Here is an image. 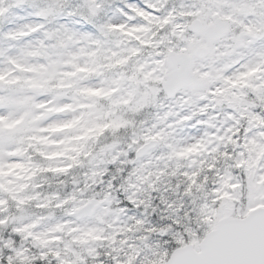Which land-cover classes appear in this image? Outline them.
<instances>
[{
	"label": "snow or ice",
	"instance_id": "1",
	"mask_svg": "<svg viewBox=\"0 0 264 264\" xmlns=\"http://www.w3.org/2000/svg\"><path fill=\"white\" fill-rule=\"evenodd\" d=\"M166 2L123 0L114 9L120 17L116 23L105 15L106 0H77L71 6L68 0H46L35 11L38 20L2 34L10 41L34 37L35 43L16 51L0 47V232L11 225L13 234L0 236V264H52L53 260L55 264H105L104 260L89 261L79 252L70 258L68 253L73 241H83L97 231V223L112 228L115 214L125 211L110 208L111 201L102 204L108 200L106 194L103 199L89 198L71 207L83 228L65 220L42 230L43 217L25 223L9 209L23 212L34 201L38 208H59L77 200L74 194L60 197L53 193L41 202L40 194L30 191L29 185L32 189L38 186L35 178L41 172L60 173L79 164L76 157H70V163L59 167L53 158L63 155L70 141L88 137L93 127L100 132L108 127L89 120L90 113L84 109L97 101L85 103L81 95L102 91L90 81L106 69L97 60L84 62L80 57L102 52L114 30H123L116 44L123 45L128 64L133 66L127 76L119 71L120 77L135 79L147 61L154 67L144 72L145 78L162 80L169 95L183 91L189 99L208 102L196 109L207 118L196 119L203 131L190 141L167 143L168 133L150 128L143 135L145 143L137 149L139 155L150 142L160 141L167 145L168 159L190 157L189 167L179 171L177 160L170 175L186 182L183 193L192 198L195 208L185 210L183 218L190 219V212L196 211V226L172 231L162 249L158 242L155 247L149 243L148 235L138 237L142 246L126 245L128 238H122L118 248L106 253L108 264H264V0H196L180 10L167 8ZM9 10L8 0H0V17ZM61 16L83 28H70L66 23L46 27L44 21ZM141 25L150 37L135 35ZM145 50L150 60L143 57ZM118 52V48L112 51L109 59L124 65ZM157 71L161 74L152 77ZM109 83L119 85L120 81ZM210 106L223 113L219 125L207 113ZM196 112L176 122L191 121ZM89 155L90 151H84L85 157ZM9 174L23 178L8 180ZM175 187L179 189L180 183ZM127 199L135 204L131 196ZM178 207L183 208V202ZM132 219L136 225L144 223ZM172 219L181 225L180 216ZM170 227L153 226L145 232L163 235ZM129 230L130 226H117L106 238L112 240L117 232ZM57 233H72V240H65L64 248L52 247L50 239L62 238ZM145 250L151 255H142ZM88 255L98 254L89 248Z\"/></svg>",
	"mask_w": 264,
	"mask_h": 264
},
{
	"label": "rangeland",
	"instance_id": "2",
	"mask_svg": "<svg viewBox=\"0 0 264 264\" xmlns=\"http://www.w3.org/2000/svg\"><path fill=\"white\" fill-rule=\"evenodd\" d=\"M14 1L16 7L23 4L22 0H9ZM137 3H139V0H136ZM196 0H172L171 5H169L167 8H176L177 10H180L182 8L187 9L190 8ZM122 3L118 4L121 5ZM112 6L110 3V0H106V7ZM9 11L7 14L3 17H0V21L6 22V24H9L6 26V31L9 29H17L21 28L31 22H34L35 20L29 19L25 16L23 17H16L13 16V20L8 21L6 18L9 14H13V11L15 8H12V6L8 2ZM113 8V6H112ZM116 6L113 8L115 9ZM108 16V15H106ZM109 17L112 18V20L116 23H119L120 17L112 12L110 13ZM11 18V19H12ZM19 18V19H17ZM179 19V18H178ZM146 26L141 25L137 27V30L135 32V35L141 36L143 39L145 36H149L150 34H144L143 29ZM239 31V29H237ZM12 45L8 48L10 51H16L20 47L25 46L29 42L35 43L34 37H24L20 40H13L11 41ZM108 46V47H107ZM111 44L105 43L103 52L111 57V52L119 49V52L117 53L120 58L125 59L127 53L123 49V45H118L112 49H108ZM120 46V48H119ZM105 47H107L105 49ZM143 57H147L150 60V54L148 50H145L143 52ZM91 58H85L83 57L84 62L90 61ZM148 65V62L145 61V66ZM132 65H129V68H132ZM143 70H141L140 73H142ZM140 73L136 76L135 79H127L126 81L120 82L119 85H110V81L116 77V74L113 75H105L106 77H93L90 81L91 85L93 86H100L102 88V91H100L97 94L103 95L105 92L107 94L111 95V102L112 106L111 108L108 107L107 104H104L102 106H99L95 104V108L91 107L92 109H95V112L98 117V121H103V123L99 122L98 124H107L108 127L104 129L103 132L100 133L99 136L96 137V143L90 152V155L87 157L86 163H84L88 167V171H85L82 173V178L78 179L77 181L74 180L70 183V186L66 188L62 193L61 192H54L58 194L60 197H64L66 194L68 195H75L77 197L76 201H68L69 205L70 203L72 205L76 204L78 201L85 200L89 198L90 196L86 195L87 191L90 188H96V190L99 192V185L108 183L107 179L103 178L102 176L107 173V169H104L103 171H99L100 165L104 164H114L117 163L116 160V152L119 149V146L124 143V140L126 139L125 135H121L122 133H126L127 135H131L133 139H135V136L137 135V129L139 126L140 135L143 137L145 133L148 132L150 128H161L164 132L168 133L167 143H185L187 141H190L192 138L196 137L203 131V127L200 124L196 123V120L194 123L186 124V122H180L177 123V120H165L163 124L158 123V117L157 120H152L150 123V119L147 116L140 117V113L143 109H150L154 105L160 104V101L158 97L156 96V93L160 92L159 87H154L152 83L149 81H154L156 84H161L162 80L155 79V78H145L143 75V78H141ZM155 72H152V77H155ZM139 96V98H138ZM129 98L137 99V103L135 107H131L129 105ZM89 108V109H91ZM127 109V110H126ZM228 111H231V109H228ZM196 112V110L194 111ZM208 114H211L213 117H215V120L217 124L219 125L220 122L223 120V113L219 112V109H214L211 106L207 110ZM196 116L201 117V119H206L207 115L205 113H199L196 112ZM95 119L92 121L94 122ZM227 125L225 124L224 127ZM110 132V137H105V133ZM103 140V142H102ZM144 140L142 141V143ZM164 149H167V151H164ZM111 153L112 159H105ZM168 148L166 143L160 142V146L153 150L148 156L151 157V159L145 161V166H149L152 161L154 160L157 165H160L161 162H164L163 167H157L155 169L156 173H160V176L168 175L170 176L168 172V169L170 172L172 171L173 167L175 166L177 160L181 165V169L179 171H183L186 167H189L190 165V157L188 158H176L173 157L172 159H168L167 157ZM120 155L123 156L124 153L120 152ZM66 156H62L59 160L60 167H63L64 165L70 163L66 158ZM160 157V158H158ZM66 159V161H65ZM127 163V162H126ZM84 164H80L81 169L85 167ZM87 167H85L87 169ZM123 167V166H121ZM21 169H16L14 171H20ZM145 175H148L146 172ZM89 176H92L93 179H89ZM98 177V179H97ZM182 178V177H181ZM114 180V179H113ZM111 180V182H113ZM37 181V179H35ZM108 187H112V183L108 184ZM155 187V185L153 186ZM165 187H167V182H165ZM53 194V193H51ZM40 201L42 202L43 199L40 198ZM32 204H35L34 207L36 208V202H32ZM38 208V207H37ZM71 208L64 207H52V208H39V212L36 213L34 210H29L28 206L26 205L23 212H20L15 207H12L9 209V212L17 217H23L24 222L27 223L29 219L40 216L44 218V222L40 225V228L43 230L46 228V226L55 224L58 221H70L73 227L80 226L81 228L84 227L82 222L76 221L73 217H70L68 213L70 212ZM126 211V210H125ZM114 220L117 222L113 224L112 228H108L103 223H97L95 226L97 228V231L92 233L91 236H87L83 241H73L69 247H71L72 252H69L68 255L70 258H74L73 253L79 252L82 257H87L89 261H93L91 256L88 255V249L92 248L95 250V253L98 251L104 250L107 253L110 252L112 249L118 248L117 245H119V241L122 238L127 237L126 239V245L130 243V239L127 235V233L131 232L130 230L125 233H119L117 232L115 234L114 239L109 240L106 237L109 235V231L113 232L117 226H123V224L119 223V217H114ZM10 229H6L3 232H1L0 236L4 238H8L9 236H12L11 233V225H9ZM8 227V228H9ZM119 235V237H117ZM53 234H49L51 237ZM56 235H61V240H49V244L52 247H65V240H72V233H57ZM97 237V238H93ZM18 243H21L19 237H14ZM31 240V237L28 238ZM106 240V243H102ZM117 240V241H116ZM31 247V245H29ZM130 251V249H128ZM32 251H36L35 248L32 249ZM121 254L123 255L124 249H120ZM52 264H55V261L53 260ZM79 264V262H78Z\"/></svg>",
	"mask_w": 264,
	"mask_h": 264
},
{
	"label": "clouds",
	"instance_id": "3",
	"mask_svg": "<svg viewBox=\"0 0 264 264\" xmlns=\"http://www.w3.org/2000/svg\"><path fill=\"white\" fill-rule=\"evenodd\" d=\"M147 58V57H145ZM154 67L153 64L148 63L144 68L143 72L140 73L141 78H143L144 72L151 71ZM159 71L155 72L154 75H160ZM154 87H159L160 92L156 93L160 104L152 106L150 109H143L140 113V117L147 116L152 120H158V123L163 124L165 120H179L180 116L191 115L199 105H203L208 101L205 100H195L189 99L188 94L183 91H177L172 95L164 89L162 84H156L154 81H149ZM130 99V106L135 107L137 100L134 98ZM195 100V102H193ZM196 119H201L199 116H195L193 120L186 122V124L194 123ZM161 128H153L154 131L161 130ZM140 129L138 126L137 135L135 140L137 143H133V137L122 133L125 135L126 139L124 143L119 146L116 152L117 163L114 164H104L100 165L99 171L107 169V180L108 183L99 185L100 194L97 195V200L103 199L105 194L107 197L111 198V203L108 205L110 208L116 210L120 208H125L127 211L116 213L119 217V223L130 226L132 231L127 233L130 243H135L142 246V242L138 237L142 235H148L149 243L154 247L159 243V248H163L164 241L169 239L172 231L177 228H183L185 225L195 227L196 226V211L190 212V219L183 218L184 211L189 209H194L195 205L191 202L192 198L184 195L183 187L186 183L183 178L178 177L169 180V176L166 174L164 176L157 177L155 169L157 167H163L164 162L157 165L153 160L149 166H145V161L151 159L149 156L143 154L137 155V149L140 148L143 143V137L140 135ZM111 133L106 132L105 137H110ZM103 142V140H102ZM159 143V141L157 142ZM167 151V149H164ZM120 152L124 155L121 156ZM105 159H112L111 153ZM127 162V163H126ZM123 166L124 172L121 174L118 169ZM80 171L79 169L77 170ZM151 173V175H145V173ZM115 176V185L111 188L108 184L111 183L112 177ZM89 179H93L89 176ZM98 179V177H97ZM165 182H167V187H165ZM180 183L181 187L176 189L175 185ZM155 185V187H153ZM96 188H90L86 195L92 196L96 193ZM155 192V195L153 193ZM199 195V194H198ZM131 196L135 204L128 201V197ZM183 202L184 207L179 208L178 206ZM200 200H197V204ZM171 205V206H169ZM73 205L70 203L67 208H71ZM176 216L182 218L181 225H176L173 223V219ZM132 217L142 219L144 221L141 225H136ZM108 219H113V216H109ZM116 223V220H113ZM155 226L157 229L169 228L168 233L161 234L159 231L154 233H146L145 229ZM109 231L108 234H110ZM120 245H117L119 247ZM125 250L127 246L125 245ZM151 255L150 250H145L142 255ZM122 255V254H121Z\"/></svg>",
	"mask_w": 264,
	"mask_h": 264
},
{
	"label": "trees",
	"instance_id": "4",
	"mask_svg": "<svg viewBox=\"0 0 264 264\" xmlns=\"http://www.w3.org/2000/svg\"><path fill=\"white\" fill-rule=\"evenodd\" d=\"M172 0H167L166 2V7H168L169 5H171ZM9 4L12 6V8H15V2L14 1H9ZM23 4L19 5L18 7H16L13 11V14H10L7 17V20L10 21L14 18H12L13 16H33L36 17L38 20L39 18L35 15V11L38 7H43L46 4V0H22ZM77 2V0H68V4L69 6L75 4ZM112 9L109 7L105 8V15H110ZM12 18V19H11ZM46 27H55L59 24L62 23H66L68 25V27L70 28H83V25H78L75 24L74 21L67 17V16H61L58 17L56 19H51L49 18L48 20L44 21ZM7 24L6 22H2L0 21V47L3 48H9L12 45V42L10 40L4 39L2 34L5 32V28H6ZM123 31V30H114V32L112 34H110L107 38H106V43L107 44H111V46H109L108 49H112L116 46H118L116 44V42L120 39V35L119 33ZM143 33L146 34H150V31L147 30V27H145L143 30ZM108 47V46H107ZM105 47V49L107 48ZM120 48V46H119ZM83 57L85 58H91V60H97V62H99L100 64H102L106 71H103L100 75H96L94 77H106L105 75H113L114 73L116 74V77H114L113 80H119L120 82L126 81V78L124 77H120L119 76V71L124 70L126 76L129 74L128 73V69L129 68V64H128V57L126 55V58L124 59L125 64L124 65H116L114 63V58L112 60L109 59V56H107L103 50L102 52H97L95 54L94 57L92 56H87L84 55L82 57H80L81 60H83ZM122 59V58H121ZM111 64V67L109 68L108 65ZM84 97V102L87 103L89 99H95L97 102L96 104L99 106H102L104 104H107L109 108H111L112 105L111 102L113 103V101H111V95L110 94H97V93H82L81 94ZM139 98V96H138ZM137 100V99H136ZM129 105H130V101H129ZM93 108H95V106H93ZM127 110V109H126ZM85 112L90 113L89 115V120L92 121L94 120V123L98 124L101 121H98V117L97 114L95 112V109H89V108H85L84 109ZM103 123V121L101 122ZM96 133H99L98 135ZM100 131L98 128L93 127L92 132L89 133V136L86 138H83L79 141L77 140H73L69 142V147L67 148V151L64 152L63 155H59L57 157H54L53 159L57 162V166L60 167V163L59 160L62 156H66L65 158L68 160L67 162H71L70 157H76L79 161L80 164H84L86 163L87 157L84 156V151H90L91 149L97 145L96 143V137L100 135ZM97 135V136H96ZM83 144V150L79 151L78 150L81 148V145ZM47 147H60L63 148L64 145H59V146H55V145H49ZM35 159V158H34ZM85 165V164H84ZM85 167H87L85 165ZM83 167L81 169L79 164L73 165V167H71L70 169H68L67 171L64 172H60V173H52V172H41L37 175V177L35 179H37L36 184L38 185L37 187H35L34 189H32L31 185H29V190L30 191H34V192H38L40 194V198H44L47 195H50L51 193L54 192H63L66 188H68L70 186V183L74 180H78L81 179L82 173H84L85 171H88V167L87 169ZM80 170L79 172L77 170ZM23 170L20 171H16V172H22ZM30 171V169H29ZM118 171L121 172V174H123L124 170L123 167H121L120 169H118ZM103 178H107V173H105L103 176ZM22 176L21 177H15L12 176L11 174H9V176L6 177V179L8 180H22ZM112 178H115V176H113ZM10 187L12 185H9ZM100 193H98V191H96V193H94L92 196H97ZM35 204H31V205H27L29 210H34V212L38 213L39 212V208H35L34 207ZM127 211V209H125ZM10 229V227L8 228ZM132 231V230H130ZM120 233V232H119ZM1 234V232H0ZM120 234H118L117 237H119ZM6 235H3V237ZM117 241V240H116ZM103 244L106 243V240L102 242ZM106 251L101 250L98 251L97 254L95 256H91L92 260H104L105 264H108V260L109 257L106 255ZM114 254V253H113Z\"/></svg>",
	"mask_w": 264,
	"mask_h": 264
},
{
	"label": "water",
	"instance_id": "5",
	"mask_svg": "<svg viewBox=\"0 0 264 264\" xmlns=\"http://www.w3.org/2000/svg\"><path fill=\"white\" fill-rule=\"evenodd\" d=\"M163 85V83H162ZM158 141H152L150 142V146L147 148V150L145 149H140V154L143 155H147L152 149L156 148L159 143H157ZM93 200H97V198H92ZM110 201V198L108 197V200H102V204H108V202ZM99 206V205H98ZM70 216L76 217L75 215H73L72 213H70ZM77 219V217H76ZM78 220V219H77ZM80 221V220H79Z\"/></svg>",
	"mask_w": 264,
	"mask_h": 264
},
{
	"label": "flooded vegetation",
	"instance_id": "6",
	"mask_svg": "<svg viewBox=\"0 0 264 264\" xmlns=\"http://www.w3.org/2000/svg\"><path fill=\"white\" fill-rule=\"evenodd\" d=\"M169 179H174V178H172V177H169Z\"/></svg>",
	"mask_w": 264,
	"mask_h": 264
}]
</instances>
